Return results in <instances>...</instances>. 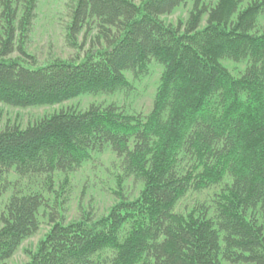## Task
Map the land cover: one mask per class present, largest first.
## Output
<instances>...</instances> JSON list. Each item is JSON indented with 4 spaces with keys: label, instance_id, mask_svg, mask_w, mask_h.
Wrapping results in <instances>:
<instances>
[{
    "label": "trees",
    "instance_id": "trees-1",
    "mask_svg": "<svg viewBox=\"0 0 264 264\" xmlns=\"http://www.w3.org/2000/svg\"><path fill=\"white\" fill-rule=\"evenodd\" d=\"M186 2L183 28L162 22ZM37 3L0 0L1 103L58 104L125 88V74L152 61L163 70L146 116L91 105L0 129V198L11 193L0 211V264L38 231L42 209L50 227L26 264H264V0H71L69 45L79 48L94 24L99 45L44 65L25 52ZM14 50L20 57L6 58ZM230 60L245 63L236 77ZM106 148L140 192L129 200L119 191L106 215L65 224L61 204L52 212L46 198L55 176ZM29 179L42 187L24 192L19 182ZM209 189L210 204L174 212L189 192Z\"/></svg>",
    "mask_w": 264,
    "mask_h": 264
},
{
    "label": "rangeland",
    "instance_id": "rangeland-1",
    "mask_svg": "<svg viewBox=\"0 0 264 264\" xmlns=\"http://www.w3.org/2000/svg\"><path fill=\"white\" fill-rule=\"evenodd\" d=\"M138 5L141 0H131ZM205 3H214L216 0H203ZM71 0H38L35 9V17L29 28L25 40V52L31 57L30 61L36 65H44L56 59L69 60L82 58L83 54L91 47L99 45L96 41L98 29L96 25H90L87 31H82L77 37L79 48H74L67 41V28L70 23ZM244 5H242L243 7ZM192 9V4H186L177 8L173 13L162 16L161 20L165 25L172 28H183ZM205 20L201 23V28ZM257 30L264 31V17L257 19ZM2 24L0 23V34ZM17 50H14L6 58H19ZM228 71L237 76L242 72L245 63H236L232 60L226 61ZM162 66L152 61L147 69L135 75L126 73L127 86L115 88L111 91L86 93L58 104L47 106H31L18 108L8 106L0 102V129L6 126H15L24 129L59 111L82 112L91 105L106 107L114 105L127 115L141 114L146 116L150 113L154 97L159 85L162 73ZM66 178V180H65ZM23 191L38 190L42 187L41 180H23L19 182ZM142 188V182L133 177H123L119 169V160L108 149L99 154L93 155V159L84 163L75 172L66 177L62 174L55 176V193L46 196L50 201L49 205L57 210V204H61V218L64 223L78 221L83 215L89 216L92 220L107 214L109 209L117 201L119 191L129 200L137 197ZM213 189L200 193L189 192L175 206V213L185 214L191 207L198 204H210L208 201ZM10 193V191H9ZM7 194L0 198V211L7 197ZM45 194V193H44ZM55 197V199H54ZM44 213V214H43ZM48 211L42 209L39 213V229L31 237L25 239L18 247L7 264H26L30 253L34 252L38 243L48 232L50 223L46 219ZM59 218V215H58Z\"/></svg>",
    "mask_w": 264,
    "mask_h": 264
}]
</instances>
